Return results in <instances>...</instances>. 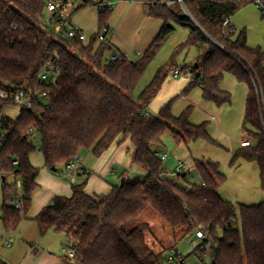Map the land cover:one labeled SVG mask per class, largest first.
I'll use <instances>...</instances> for the list:
<instances>
[{
  "label": "trees",
  "instance_id": "1",
  "mask_svg": "<svg viewBox=\"0 0 264 264\" xmlns=\"http://www.w3.org/2000/svg\"><path fill=\"white\" fill-rule=\"evenodd\" d=\"M61 1L0 0V90L9 94L0 106V178L14 177V183L7 180L2 186L0 224L5 232H15L31 210L40 175L31 162L35 152L39 150L46 166L56 171L82 149L101 157L119 138H129L132 166L146 173L142 182L125 179L107 195L88 194L87 180L75 183L70 197H54L34 219L42 235L53 231L68 236L67 247L75 256L61 257L65 264H165V253L154 252L147 243L148 224L128 230L147 209L185 236L203 232L205 238L194 253L202 262L210 253L212 264H264V202L247 206L224 200L219 190L226 176L218 164L195 160L202 184L191 185L189 174L171 177L159 158L156 148L163 145L168 130L178 144L215 143L209 124L193 125L192 108L175 117L170 105L158 117L146 116L165 78L162 71L138 100L133 98L150 62L175 32L172 23L188 28L182 50H202L190 67L196 76L191 89L201 88L205 102L222 107L232 104L231 94L221 88L227 74L248 86L243 126L253 145L235 153L233 162L244 158L257 163L264 191V50L248 47L246 30L232 37L223 32L227 19L256 5V0H119L142 3L149 18L164 22L138 62L118 50L116 60L106 59L114 46L108 39L99 42V36L109 28L112 10H99L100 31L89 42L63 33L56 37L50 24L60 21H52L47 7ZM94 1L105 0H85L84 6H96ZM259 1L264 10V0ZM64 9L54 17L62 18ZM46 73L49 81L41 84ZM19 89L47 96L12 118L4 110ZM85 175L88 179L91 173ZM0 264L8 263L0 257Z\"/></svg>",
  "mask_w": 264,
  "mask_h": 264
},
{
  "label": "rangeland",
  "instance_id": "2",
  "mask_svg": "<svg viewBox=\"0 0 264 264\" xmlns=\"http://www.w3.org/2000/svg\"><path fill=\"white\" fill-rule=\"evenodd\" d=\"M84 2L85 0H70L65 9L61 11V16L67 23L66 29L70 27L80 29L89 42L100 31V15L97 6H84ZM111 9L108 27L112 35L108 40L112 42L114 50L107 52L106 59H110L118 50L130 61H140L158 37L164 22L149 18L142 3L116 1ZM172 24L175 32L150 62L133 98L138 100L145 88L162 71L165 78L161 89L146 108V112L158 117L161 111L170 105L172 114L180 117L192 108L190 122L195 126L208 123L209 135L215 143L201 140L195 143L178 144L173 139L172 131L168 130L163 137V145L156 148L160 154L169 155L168 160L163 162V168L173 177L172 173L178 162H184L186 165L184 174H189V183L201 185L202 180L196 171L195 160L218 164L220 172L226 176V181L219 190L220 196L236 205H259L264 202V191L261 187L258 164L244 158L233 162L234 154L242 150L241 142H252L243 126L248 86L239 83L234 76L227 74L221 88L231 94L232 104L218 107L214 103L205 102L201 88H190L196 77L190 67L198 61L202 50L195 46L182 50L181 46L189 40L190 31L176 23ZM231 24L237 33L246 30L249 48L264 50L263 14L255 4L238 12L231 19ZM50 28L57 32L61 25L53 23L50 24ZM177 69L187 75L174 78L173 72ZM4 112L12 118H17L19 115L14 107H6ZM39 142L40 139L37 136L35 144L39 145ZM133 153L134 148L129 138L124 140L119 138L101 157L94 156L89 149H82L77 155L80 161L78 162L77 158L71 161L76 164V169L71 172L68 166L63 165L59 166L56 171L52 170L46 166L42 153L39 150L35 152L31 156V162L40 169L37 180L39 188L32 197L30 212L18 229L0 239L1 254L9 258L7 263L25 264L30 261L34 249L50 250L61 257L70 256L71 250L67 247L68 236L53 231L42 235L33 218L37 217L54 197L72 195L73 176L77 177L79 184L85 182V177L77 175L80 167L91 172L86 186V191L91 195H107L111 192L112 186L121 185L125 179L131 183L142 182L146 173L132 166ZM122 175L124 178H121ZM8 183H14L12 175L8 176ZM3 184L0 178V212L3 201ZM186 187L190 189V186ZM144 224L150 226L146 232L148 245L158 254L165 253V264H170L168 256L172 250L181 253L186 259V264H212L213 258L210 253H206L204 262L194 255L202 244V240L197 239L195 234L185 236L180 228L170 226L155 210L144 211L128 230L131 231ZM0 226L3 228L2 224Z\"/></svg>",
  "mask_w": 264,
  "mask_h": 264
},
{
  "label": "built area",
  "instance_id": "3",
  "mask_svg": "<svg viewBox=\"0 0 264 264\" xmlns=\"http://www.w3.org/2000/svg\"><path fill=\"white\" fill-rule=\"evenodd\" d=\"M116 1L119 0H105L103 2L100 1H94L95 5L98 7L99 10L101 11H105V10H112V4ZM66 2V3H65ZM70 2V0H63L61 2L58 3H51L48 5L47 10H48V14L50 15V18L53 19L52 21L57 22L60 21L59 24L61 25V28L59 29V31L56 32V37H58L60 34H64L67 37L70 38H79L81 41L83 42H88L86 36L84 35V33L80 30L77 29L75 27H70L69 29H66L67 27V23H65L63 21L62 18H55L54 15L58 12V10H60L61 8L66 7ZM179 2H183V0H179ZM256 6L259 8V10H263V7L260 3L259 0H256ZM264 15V10L263 13ZM62 19V20H60ZM223 29H224V34L226 35V37H232L234 34H236V30L234 29V27L231 24V19H227L224 24H223ZM112 35L111 30L109 28H105L103 29V31L100 33L99 36V42H105L110 36ZM118 58V56L115 54L111 57V60H116ZM49 75L50 74H44L41 77L40 83H47L49 81ZM186 76L187 73H183V71L181 70H176L173 72V77L174 78H179L180 76ZM46 94H40L38 92L35 93H31V92H27L26 89H19L13 96V101L12 104L8 107H14L17 109L18 113L21 112L22 109L27 108V109H31L33 104L35 103V101H42L44 102L45 98H46ZM9 99V94L6 91L0 90V106H2L6 101H8ZM146 116H149V114L147 113ZM1 132V130H0ZM253 143L251 141H242L240 144V148L241 149H246V148H250L252 147ZM169 155L168 154H159V158L165 162L168 160ZM78 162L80 161L79 157H76ZM68 168L71 172H73L76 169V164L73 162H70L68 165ZM186 168V165L184 162H178L175 171L172 173V176H178L184 173V170ZM18 187H21V183L18 182ZM14 206L15 208L19 209L20 208V204L18 202H14ZM0 216H1V212H0ZM196 238L199 240H203L205 238L204 233L199 231L196 233ZM208 248H206L207 250ZM70 257H74L75 256V252L71 250L70 252ZM177 262L178 264H186V259L181 255V253H179L177 250H172L171 254L168 256V263L173 264Z\"/></svg>",
  "mask_w": 264,
  "mask_h": 264
},
{
  "label": "crops",
  "instance_id": "4",
  "mask_svg": "<svg viewBox=\"0 0 264 264\" xmlns=\"http://www.w3.org/2000/svg\"><path fill=\"white\" fill-rule=\"evenodd\" d=\"M112 33V31H111ZM91 173L90 171H88L86 168L84 167H80L78 170H77V175L79 177H85L86 180H87V183H88V180L89 178L87 179L86 177V173ZM5 178V180H3V182L7 181L8 180V177H3ZM85 180V181H86ZM73 182L74 184H79L78 181H77V177L76 176H73ZM87 186V185H86ZM113 187V186H112ZM85 191H86V188H85ZM112 191V190H111ZM87 192V191H86ZM88 193V192H87ZM89 194V193H88ZM91 195V194H90ZM92 195H97V194H92ZM46 205V204H45ZM36 218V217H35ZM33 218V220L35 219ZM8 234L10 233H6L5 230L0 226V239H3L5 236H7ZM65 250H66V247H65ZM2 248H1V245H0V257L2 259H4L6 262L9 261V258H6L4 256H2L3 254H1L2 252ZM25 264H65L63 261H62V258L61 256H59V254H56L54 252H50V250H37V249H34V252L33 254L31 255V258H30V261L26 262Z\"/></svg>",
  "mask_w": 264,
  "mask_h": 264
},
{
  "label": "water",
  "instance_id": "5",
  "mask_svg": "<svg viewBox=\"0 0 264 264\" xmlns=\"http://www.w3.org/2000/svg\"><path fill=\"white\" fill-rule=\"evenodd\" d=\"M53 170H54V169H53ZM3 180H5V178H3ZM124 182H125V180H123V181H122L121 185H123V184H124Z\"/></svg>",
  "mask_w": 264,
  "mask_h": 264
}]
</instances>
